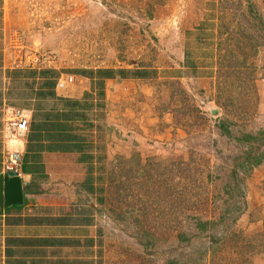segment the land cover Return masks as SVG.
I'll list each match as a JSON object with an SVG mask.
<instances>
[{
	"label": "rangeland",
	"instance_id": "obj_1",
	"mask_svg": "<svg viewBox=\"0 0 264 264\" xmlns=\"http://www.w3.org/2000/svg\"><path fill=\"white\" fill-rule=\"evenodd\" d=\"M184 49L196 69L176 74ZM98 67L156 73L110 85L109 126L97 118L106 140L92 155L93 176L103 201L82 194L88 203H78L92 244L78 239L45 256L264 264V0H0V159L15 162L7 110L40 102L35 74ZM193 217L208 222L205 233L194 231ZM12 230L0 216V264L10 236L21 234Z\"/></svg>",
	"mask_w": 264,
	"mask_h": 264
},
{
	"label": "crops",
	"instance_id": "obj_2",
	"mask_svg": "<svg viewBox=\"0 0 264 264\" xmlns=\"http://www.w3.org/2000/svg\"><path fill=\"white\" fill-rule=\"evenodd\" d=\"M184 50L179 63L172 67L178 71L176 74H181L184 66L195 68L191 52ZM151 69L154 68L98 67L77 70L71 74L73 81L62 88L57 86V81L67 76L64 73L45 70L47 72L35 74L33 79L39 87L35 93L40 102L32 105L36 109L34 111L20 108L25 112L29 127L27 124L22 131L11 128L14 133L7 136V149L15 151L11 159L16 164L4 163L3 157L0 159V174L17 173L24 188L21 205L0 206V216L5 218L9 228H13L12 232L14 227H19L21 231V234L11 235L8 240L15 242L11 248H6L15 251L9 258L10 264H66L63 260L45 256L46 251L56 253L60 249L71 248V244L84 238L85 245L88 241L92 244L93 225L87 219H78L86 211L78 203L81 202L82 207L88 203L82 194H87L88 198L96 194L101 197L99 192L102 190L98 188L101 178L93 176V159L91 163L85 162L83 155H93L102 149L101 145L104 146V122L107 124V121L102 113L109 106L106 101L112 93L109 86L145 80L137 78L142 75L150 79L156 73ZM47 82L50 84L47 85ZM50 97L57 102L52 101L51 104V100H46ZM3 101L5 97H0V105ZM45 103L50 104L40 106ZM12 112L7 110L2 119L4 125L7 126L5 121ZM100 116L104 121L98 124L101 129L95 127ZM93 158L98 160V156ZM90 164L92 169L89 173ZM89 175L91 178L87 180ZM58 207L65 210L63 215L58 213ZM36 240L37 246L33 244Z\"/></svg>",
	"mask_w": 264,
	"mask_h": 264
},
{
	"label": "trees",
	"instance_id": "obj_3",
	"mask_svg": "<svg viewBox=\"0 0 264 264\" xmlns=\"http://www.w3.org/2000/svg\"><path fill=\"white\" fill-rule=\"evenodd\" d=\"M246 21H249V19L247 18V17H245L244 18ZM255 20V19H254ZM42 73H43V71H41ZM44 72H47V71H44ZM75 73V72H74ZM30 74H32V73H30ZM137 78H139V79H147V76H145V75H142V76H139V77H137ZM50 83L49 82H47V85H49ZM34 110H35V108H34ZM33 110V111H34ZM36 112V111H35ZM34 112V114H36ZM99 124V122L97 123V124H95V127H97V128H99V129H101L102 128V126H100V125H98ZM28 127H29V121H28ZM221 131L226 135V136H228L230 133L228 132V125H226V123L225 124H223V122H221ZM246 137H251V136H246L245 135V138ZM242 139H244V136H243V138ZM236 140L237 141H240V139L239 138H236ZM247 141H248V139H247ZM100 147V146H99ZM100 148H102V147H100ZM83 156H85V158H83V160L85 161V162H88V163H91V160L93 159V156H92V154H84ZM252 160V162H247V161H249V160ZM262 159H263V155H259V156H257V157H255V158H250V156H249V158H247V160H246V162L247 163H250L249 164V166H252V165H259V164H261V162H262ZM99 161H100V159H99ZM245 162V163H246ZM241 167H244L243 165L241 166ZM91 169H92V165L90 164L89 165V173L91 172ZM89 178H91V176L89 175L88 177H87V180H89ZM88 189H91V187H88ZM97 200L99 201V203H101L102 201H103V199L100 197V198H97ZM193 228H194V231H197V233L198 232H200V234H202V233H205L206 232V228H207V224H208V222H206V221H201L198 217H193ZM196 233V234H197ZM76 242V244H77V242H78V240L77 241H75ZM153 242H155L154 240H153ZM14 241H9V245L10 246H13L14 245ZM35 246H37V240L36 241H34V243H33ZM61 246V245H60ZM14 252L15 251H13L12 249H6V251H5V254H6V256L8 257V260H7V264H10L11 262V260L9 259L11 256H13V254H14ZM23 256H26V253H23L22 254ZM33 264V263H32ZM84 264H87L86 262L84 263Z\"/></svg>",
	"mask_w": 264,
	"mask_h": 264
},
{
	"label": "water",
	"instance_id": "obj_4",
	"mask_svg": "<svg viewBox=\"0 0 264 264\" xmlns=\"http://www.w3.org/2000/svg\"><path fill=\"white\" fill-rule=\"evenodd\" d=\"M23 190L17 173L0 174V206L21 205L23 203Z\"/></svg>",
	"mask_w": 264,
	"mask_h": 264
},
{
	"label": "built area",
	"instance_id": "obj_5",
	"mask_svg": "<svg viewBox=\"0 0 264 264\" xmlns=\"http://www.w3.org/2000/svg\"><path fill=\"white\" fill-rule=\"evenodd\" d=\"M73 81L71 75H67L63 80L58 81L59 87H63L65 84H68ZM7 124L9 127L17 130H25L27 128L28 120L20 109H14L12 114L7 119Z\"/></svg>",
	"mask_w": 264,
	"mask_h": 264
},
{
	"label": "clouds",
	"instance_id": "obj_6",
	"mask_svg": "<svg viewBox=\"0 0 264 264\" xmlns=\"http://www.w3.org/2000/svg\"><path fill=\"white\" fill-rule=\"evenodd\" d=\"M73 77V76H72ZM74 79V78H73ZM57 86L59 87V85H58V81H57ZM64 87V86H63ZM60 88H62V87H60ZM16 109H20V108H16ZM22 111V110H21ZM23 112V114L25 115V113H24V111H22ZM12 163H14V164H16V161L15 162H10L9 164H12Z\"/></svg>",
	"mask_w": 264,
	"mask_h": 264
}]
</instances>
